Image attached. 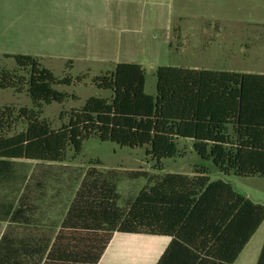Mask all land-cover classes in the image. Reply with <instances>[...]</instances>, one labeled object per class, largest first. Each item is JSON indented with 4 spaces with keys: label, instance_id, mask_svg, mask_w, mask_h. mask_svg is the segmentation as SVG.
Returning <instances> with one entry per match:
<instances>
[{
    "label": "trees",
    "instance_id": "obj_1",
    "mask_svg": "<svg viewBox=\"0 0 264 264\" xmlns=\"http://www.w3.org/2000/svg\"><path fill=\"white\" fill-rule=\"evenodd\" d=\"M4 58L13 60L16 68L0 67V89L28 95L32 107L0 108V162L65 163L69 151L77 158L92 137L144 148L157 171L164 169V160L185 155L181 141H192L199 158L193 177L168 173L155 180L147 172L129 173L130 178H146L147 185L126 206L120 205L117 171L89 168L57 235L45 242L51 250L43 264H99L116 232L172 236L161 263H206L192 247L199 253L206 247L209 258L221 260L227 248L221 237L232 232L240 217L251 215V227L224 261L234 263L263 223L264 205L245 201L223 180L211 182L210 174L216 169L225 176L264 178V74L161 66L156 95H150L144 67L118 63L113 72L93 79L99 89L111 91V97H90L83 107L62 111L60 118L68 116L69 121L54 128L43 117L44 107L76 98L55 86L83 84L87 74L59 78L37 57L5 54ZM73 65L69 61L66 67L71 70ZM23 123L26 129L15 132ZM225 192L235 198L224 199ZM14 217L12 213L10 218ZM13 240L5 231L0 264H23L24 253L4 250L14 245ZM257 264H264V245Z\"/></svg>",
    "mask_w": 264,
    "mask_h": 264
},
{
    "label": "rangeland",
    "instance_id": "obj_2",
    "mask_svg": "<svg viewBox=\"0 0 264 264\" xmlns=\"http://www.w3.org/2000/svg\"><path fill=\"white\" fill-rule=\"evenodd\" d=\"M40 1L41 4L35 3V11L32 12L27 10L24 2L17 0L15 15L14 2L4 0L5 5L0 0V18L3 14L18 25L12 39L0 37V67L16 68L13 60L4 58L5 54H27L41 59L43 65L59 78L67 74L73 77L87 74L83 84L55 86L59 91L75 94L76 98L44 107L43 117L49 119L54 128L69 121L68 116L63 120L60 118L62 111L81 108L90 97H111L112 92L99 89L93 79L113 72L118 63L141 64L146 71V92L150 95H156V72L161 66L216 72H264V41L248 40V36L253 37L249 30L234 28L214 31L216 37L205 44H200V38L188 36L189 26L197 27L204 21H215L208 17V7L201 8L211 0H57L59 15L54 11L48 15L50 0ZM77 4L81 6L80 10L76 8ZM68 7L74 8L76 13ZM222 11L220 15L215 13V16L234 18L232 4L224 6ZM175 28L180 32L174 31ZM258 33L264 37V30ZM230 50L235 54L230 55ZM69 61L74 64L71 70L66 67ZM6 106L19 111L22 107H32V101L26 94L0 89V108ZM25 129L26 124L23 123L15 128V132ZM180 149L185 155L164 160L165 168L195 172L199 158L192 141H181ZM68 154L69 159L65 163H56L61 165L51 171L48 169L51 166L46 164L0 162V237L5 230L11 233L12 227L19 239L25 236L26 226L14 223L8 211L18 199L28 196L56 198L60 204L63 203L60 210H66L84 174L92 166L105 173L117 171L121 206H126L146 184L144 177L130 178L129 173L141 171L155 174V162L147 156L144 148L122 147L110 141L103 142L97 137L85 141L82 153L77 158H72L73 151ZM91 160H100L102 164L92 165ZM40 166L46 167V171ZM36 170L45 172L41 176L43 184L37 187L34 185L39 179L34 177ZM220 175L215 171V178ZM223 177L234 189L248 193L252 201L264 205L263 177ZM211 181H215L212 175ZM54 219L44 224L57 228L61 216Z\"/></svg>",
    "mask_w": 264,
    "mask_h": 264
},
{
    "label": "crops",
    "instance_id": "obj_3",
    "mask_svg": "<svg viewBox=\"0 0 264 264\" xmlns=\"http://www.w3.org/2000/svg\"><path fill=\"white\" fill-rule=\"evenodd\" d=\"M11 1H13L15 4V15H16L18 8L17 0H10V2ZM20 1L24 2L27 10L32 12L35 11L36 8L35 3L41 4L40 0H20ZM2 2L6 5L4 0H2ZM229 4L233 5L234 18H229L227 16H223V17L218 16L220 15V13L223 12L222 8L224 10V6L226 7V5ZM80 7L77 4L76 8L80 10L81 9ZM207 7H208V11L210 12L208 14V17L215 20L213 22L214 24L211 23L212 21H210V23L204 21V23H202L200 26L196 27L192 25L189 26L187 29L189 37L200 38L199 40L200 44L208 43L209 39L216 37V35L213 34L214 31L220 32L221 30H228V29L231 30L234 28H240L251 31L250 34H253V37L248 36V40H253L255 42L257 40L264 41V37L262 35H259L258 33L259 30H264V0H211L210 2L205 3L203 6H201L202 9ZM68 8H70L71 12L76 13L74 8L72 7H68ZM53 11L57 15L60 14V6L58 5L57 0L49 1L48 15L52 14ZM215 13H217L218 15L215 16ZM204 14L206 13H203V15ZM1 16L2 17L0 18V37H11L12 39V37L15 35L14 32H16L15 29L18 26L17 22L10 20L9 18H6V16H3V14H1ZM176 29L177 28H175L174 31ZM252 31L255 32L252 33ZM176 32L179 33L180 30L177 29ZM257 35L260 37L258 38ZM241 46L243 47L242 43ZM232 53L233 55L235 54L233 50H230L229 54L232 55ZM249 73L264 74L263 71L249 72ZM25 161L26 160H20L18 162H25ZM28 162H32V161H28ZM33 163L40 164L38 162H33ZM44 164H46L47 166H51L48 168L49 171H51L52 168L61 165L56 163H44ZM40 167L42 168L43 166ZM45 168L46 167H43L42 170L46 171ZM215 171L220 173L216 169H211L210 180H211V175L213 176L215 181L223 180L224 182L229 183L232 186L233 190L235 192H238L240 194V197H242L245 201L249 200L254 204H260L252 201L248 193L240 189H234L233 185L229 181L223 179L224 178L223 174L215 178L214 177ZM168 173L182 174V175H187L189 177H193L196 175L194 172L187 173V172L170 170L167 167L165 168V166L162 171L155 170V174L152 175H154V179L156 180L157 178L160 179V177ZM44 174L45 172L41 170H38V172L36 173V177L39 178L34 183L36 187L38 185L43 184L44 180L41 179V176H43ZM226 177L241 178V177H236L234 175H229ZM146 185H147V179L144 187ZM232 198H235V195L228 192L224 193V199L228 200ZM72 201L70 202V204H68L66 210L64 208L60 210V207H63L62 205L63 203L60 204L59 199L56 198L52 199L50 197H44V196L32 198L28 196L22 200L18 199L16 203L9 208L8 211L10 216L12 213L15 214V217L12 219L14 223L24 224V226H26L25 236L20 237L21 239H19L16 234V231L12 230V228L14 227H12L11 233L8 232L7 233L9 237H12L14 239L13 240L14 245H11L9 248H5L4 250L13 254L24 253L25 256L21 258L23 264H43L47 257L46 255H48V253L51 250L50 246L46 247L45 242L47 239L54 238L57 235L66 217V214L68 212V209ZM59 215L61 216L60 219L61 222L57 228L44 224L45 222H49V221L53 222L55 220L54 217ZM250 227H251V215H249L248 218L240 217L237 221V224L234 225L232 232H230V234L228 235H224V237L223 236L221 237L224 239L223 242L227 246L226 250H224L221 253L222 256L221 260L220 259L213 260L212 258H209L207 255L208 248L206 247L201 253L198 252L197 247L196 250L193 247L190 249L194 252V254L200 255V258L206 259L207 260L206 263L208 264H224V261H226L232 256L235 246L237 245L238 241L242 238V235L246 234V228L248 229ZM5 231L3 232V234L5 233ZM3 234L1 235L0 240ZM120 236H123V238H119ZM173 239L174 238L172 236H167V235H154L148 233L130 234V233L116 232L110 244L108 245L107 249L105 250L99 264H173L171 261H166L161 263V259L169 250L173 242ZM192 241L198 243V241L195 240L194 237L192 238ZM211 245L212 244H209L210 248ZM263 245H264V221L260 225V227L256 230V232L253 234V236L250 238V240L245 245V247L243 248V250L236 258L233 264H257ZM189 247L190 246L188 245L187 248ZM42 254H44V257L40 256ZM11 264H15V263H11Z\"/></svg>",
    "mask_w": 264,
    "mask_h": 264
}]
</instances>
